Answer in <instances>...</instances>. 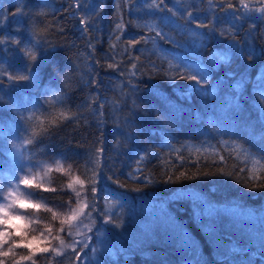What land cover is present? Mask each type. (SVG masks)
<instances>
[{
	"label": "trees",
	"instance_id": "1",
	"mask_svg": "<svg viewBox=\"0 0 264 264\" xmlns=\"http://www.w3.org/2000/svg\"><path fill=\"white\" fill-rule=\"evenodd\" d=\"M0 40V179L27 117L62 97L76 117L26 145L27 163H71L89 200L83 172L96 171L90 225L114 250L100 264H264V170L251 180L232 152L264 156V13L239 0H0Z\"/></svg>",
	"mask_w": 264,
	"mask_h": 264
},
{
	"label": "snow or ice",
	"instance_id": "2",
	"mask_svg": "<svg viewBox=\"0 0 264 264\" xmlns=\"http://www.w3.org/2000/svg\"><path fill=\"white\" fill-rule=\"evenodd\" d=\"M259 3L260 7L256 8V3H249V0H239L240 7L245 9V11H250L252 9H256L264 13V0H256ZM155 7H159V5H154ZM229 8L233 7L232 4L228 5ZM19 11V9L17 10ZM191 16V13H189ZM81 24H86V20L82 17L80 20ZM204 27V25H200ZM117 29H121L123 27V22L118 23L116 25ZM154 28H150L149 31H153ZM40 33H48V28H42L38 30ZM156 35L159 36L160 33L156 32ZM145 42L147 41V37L142 38ZM13 43L19 44L20 41L13 40ZM0 43H3V40H0ZM138 41L131 40L129 44H136ZM27 55L35 60V53L29 51ZM109 67H115V65H109ZM133 68H136V65H132ZM7 75V73H4ZM134 74V73H133ZM167 75V73H165ZM9 78L13 81H25L28 80L29 77L27 75H10ZM171 79H176L178 76H171ZM188 79H196V77H187ZM264 95V93H262ZM62 97H54L52 100L48 101L49 112L44 114L42 113L40 116H37L36 113H32L27 117L28 121V136L22 141V145H33L38 141V138L41 136L48 135L53 126L58 125L65 119H68L70 116L75 118L76 114L71 113L69 110L58 109L56 105L58 103H62ZM99 151V150H98ZM233 154L236 156L238 160H241L245 163L246 166L249 164L251 167L248 169L249 178L251 180H260L262 179L259 175H257V170H264V156H260L259 158L253 153L249 152L247 149L243 147V145H236L235 148L232 149ZM221 160H224V157H220ZM98 168V163L96 165ZM37 171L33 173L32 168H28L23 176L14 177L16 183H9L7 188L5 189L2 185H0V225H4L2 229H0V257L8 258L11 253L13 257L16 256V253L13 251L14 248L23 246L28 248L33 252H41L46 253L49 252V247H42L32 250V245L30 243H23V239L26 238L27 233L23 231L24 225L12 224L9 222L11 218L16 219H24L26 216H33L36 212L40 211L42 208L46 212L52 213V220H56L58 218V213L53 211L52 208L47 206V203H26L21 200V196H27L32 198L37 196L38 193L36 191H30V189L37 190H45V191H56V189H45L44 183H33V179L39 177L41 181L47 179L50 174L55 170L56 172L64 173L65 175L71 174L72 165H69L67 169L64 168L61 159L53 158V162L50 164L47 161H41L37 166ZM223 171V169H221ZM243 171V170H242ZM89 172L91 174H89ZM42 173V176H41ZM86 180L88 182L90 188L91 200H89V192L85 191V180L79 178V176H70V182L65 185H61V190L63 188L71 189L74 193V199L76 206H73L72 199H70L66 205V214L60 219V227L56 230L57 235L52 236V240L58 241L57 246H51V252L54 255H60L62 250L65 248H70L73 250V253L76 256V259H80V253L84 251L86 247L89 245L84 241H73L66 242L63 237L59 235L60 232H64L67 236L76 237V236H85V233L81 231L83 228H87L88 231H92L90 227L92 213L95 211V199H96V171L85 169L83 172ZM230 174V173H227ZM181 175H184L183 173ZM33 177L30 179L29 177ZM50 182V181H49ZM119 183V182H117ZM79 186V190H77L76 186ZM23 186V188L21 187ZM260 187H264V183L259 185ZM41 200H45L46 198L40 197ZM62 207H65L62 205ZM27 209L35 210L32 213L27 212ZM85 209H90L88 212H85ZM25 210V211H21ZM89 220V224H85V220ZM108 223H116L115 220L108 217L106 221ZM11 229V231L9 230ZM36 229H32L35 231ZM51 236L52 234V226L46 225L44 230L40 231V235L44 236V231ZM13 236L21 237V240L18 242L15 239H12ZM32 239H36L35 236ZM47 239V238H46ZM86 240H91V237H85ZM9 241H11L9 243ZM4 245H8V249L6 251L2 250ZM77 245H79V251H77ZM95 251V249H93ZM23 260H32V255H21L19 257V261ZM18 260L13 259L12 264H19ZM0 264H4V260L0 259ZM32 264H35V261H32Z\"/></svg>",
	"mask_w": 264,
	"mask_h": 264
},
{
	"label": "rangeland",
	"instance_id": "3",
	"mask_svg": "<svg viewBox=\"0 0 264 264\" xmlns=\"http://www.w3.org/2000/svg\"><path fill=\"white\" fill-rule=\"evenodd\" d=\"M22 139H14L11 143L10 149L7 151V155L9 156L11 163L14 167V176L8 177L5 179H0V185H2L5 189L7 188L9 183H16V180L14 177L17 176H23L24 173L28 168L33 169V173L37 171L36 166L41 161H47L48 163H52L53 159L51 160H41L34 164L33 166H29L27 163V149L26 145H22ZM61 159V158H56ZM62 163L64 165V168L67 169L69 165H72L71 163L63 160ZM42 176V173H41ZM60 176L62 178V181L60 183H57V177ZM70 176H79L76 172L75 167L72 165V170ZM70 176L65 175L61 172H56L53 170V172L50 174V176L41 181L39 177L33 179V177H29L30 179H33V183H44L45 189H57L61 192H65L67 194L68 198L64 203H54L49 202L48 199L41 200L40 197H44L43 193L48 192L45 190H37V189H30V191H36L38 193L37 196H34L32 198H29L27 196H21V200L26 203H47V206L49 208H52L53 211L57 212L58 218L56 220H52V213L46 212L43 210V208L36 212L33 216H26L24 219H16L11 218L9 220L12 224H18V225H24L23 231L27 233L26 238L23 239V243H30L32 245V250H35L37 248L42 247H49V252L41 253V252H33L30 251L28 248H25L23 246L16 247L13 249V251L16 253V256L13 257L12 254H9L8 258L0 257V259L4 260V264H12V260H18L21 255H32V260H23L19 261V264H32V261H35V264H58V257H65L70 256L72 258L71 264H100L101 257L110 256L112 257L114 255V250L110 247L109 243L106 241L105 233L102 230L95 231L92 229V231H88L87 228L81 229L82 232L85 233V236H76V237H70L67 236L64 232H60L59 235L65 239L66 242H73L75 241H84L89 246L84 249L83 252L80 253V259L77 260L75 254L73 253V250L70 248H65L62 250L60 255H54L51 252V246H57L58 241L52 240V236L57 235V229L60 227V219L63 218V216L66 214V205L70 199H72L73 206H76L75 199H74V193L71 189L63 188L61 190V185H65L68 182H70ZM80 178V176H79ZM81 179V178H80ZM50 181V182H49ZM23 188V186H21ZM77 190H79V186H76ZM45 198V197H44ZM65 206V207H62ZM22 212L25 210H21ZM29 213L34 212L33 209H27L26 210ZM86 212V209H85ZM85 224H89L86 221H84ZM46 225L52 226V234L51 236L47 233V231H44V236L40 235V231L45 229ZM5 227L4 225H0V229ZM91 227V225H90ZM32 229H36L35 231H32ZM11 231V229H9ZM35 236L36 239H32V237ZM85 237H91V240H86ZM47 238V239H46ZM12 239L17 240L18 242L21 240V237L13 236ZM11 241H9L10 243ZM79 245H77V251H79ZM8 249V245H4L3 249L6 251ZM95 249V251H93ZM41 254V255H40ZM43 257V260L38 261V257Z\"/></svg>",
	"mask_w": 264,
	"mask_h": 264
}]
</instances>
